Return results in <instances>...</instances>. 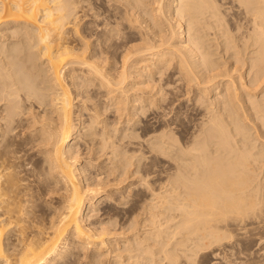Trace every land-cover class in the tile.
<instances>
[{
  "label": "bare ground",
  "instance_id": "bare-ground-1",
  "mask_svg": "<svg viewBox=\"0 0 264 264\" xmlns=\"http://www.w3.org/2000/svg\"><path fill=\"white\" fill-rule=\"evenodd\" d=\"M114 1L117 0H112L111 3ZM121 1L123 2H121L123 6H116L114 9L115 11L108 14L111 9L108 10V12L106 10L110 5L105 7L104 10L106 12L104 10V12H102V10L100 12L98 9L101 5L97 4L98 1L95 2L97 4L96 9L94 1L92 0H0V264H59L58 261L66 255L67 251L77 246H80L83 250L85 248L89 249L90 247H94V251H100V258L103 260L105 259L108 264H117L118 262L119 264H135L136 262L138 264H196L197 258L200 257V260H202L201 258L206 256V254L210 252V249L215 251L223 247L226 242L235 241V243H237L239 238L242 239L241 237L247 238V241H250V234L256 231H264V176H262V173L260 176V170L259 175L256 174L258 168H261V170L264 169V133H262L264 130L259 132V126L254 123L257 125L256 127H252L253 129L254 127L256 128L254 141L257 142V144L254 142L252 144L249 143V141H253L251 135L250 137L252 140L248 141V139H246L250 138L247 137V135L249 136V129L246 138H241L242 136L240 137L241 140L237 137V139L234 138V135H243V132H246L247 128L245 129L244 126L242 127L245 122L250 123L251 120L256 118L250 119L252 117H247L249 116L247 113L249 112L250 114V110L248 112L247 110L251 108L255 110L256 107L262 105L258 102L259 98L262 97H259L258 100L256 98L257 102L256 100L248 98L250 102L248 103L247 98L245 99V94L252 93V99H254L256 97L253 98L255 93L264 92V0H237L240 7H243L242 12L244 14L240 13L241 11L239 12V10L238 12L245 15L244 17L247 18L248 26L247 28L245 27L247 29L246 35H243L242 32H240L241 30L239 31V33L242 34V39H240L243 41L242 43H237L238 40H236V44L235 42L233 44L229 39L230 37L225 36V33L228 34L225 30H222L223 34L221 35H224L225 39L222 40L224 37L221 40L219 39L220 42L224 41L223 43H219V41L216 43L213 41L216 43H212L216 46V49L214 47L211 48H214L215 51L218 50L216 54L222 51L223 53H221L220 56L228 59L225 63L223 62L225 65L227 61L230 64V60L233 59L232 57H235L233 55L241 53V55L239 54V56L235 57L233 65L226 66L225 68L224 64L222 67V62L214 59L216 55L213 53L214 49L211 50V48H209L212 45L211 41L207 45L206 41L208 39L205 40L204 38L209 35L205 31L207 36H204L205 33L203 32V29L208 27L206 25L210 27L214 22H219V20L221 21L220 25L224 26L221 24L223 23L221 19H224L222 18L224 14L221 16L223 11H219L221 10L219 8L221 7L218 3L219 0ZM104 3L106 2L104 1ZM104 3L103 6L106 5H104ZM108 3H110V1ZM100 4L102 3L100 2ZM112 5L113 4H111V6ZM221 5L223 4L221 3ZM231 5L234 6V4ZM233 6L232 9L234 8ZM240 7L239 9H242V7ZM224 10H228L227 7ZM229 10H231V8H229ZM235 12L236 11H233V14ZM105 13L108 15L101 18ZM233 14L230 13V17ZM236 14L238 13L236 12ZM226 15L228 14H225L224 17H226ZM89 17L98 19V21L95 20L97 21L95 27L91 24V21L89 23ZM233 17L234 16H232V18ZM230 19H228L229 22L231 20L233 21L234 18ZM243 19L241 20V24H243ZM211 21L212 23L210 24ZM235 22L237 23L236 20ZM245 22L246 21H244V23ZM112 23L116 26H113ZM236 23H234V27ZM202 24L206 27L202 28ZM238 25L241 26L240 24ZM8 26L14 27L12 32H9L10 34L4 33L5 31H3V29ZM230 26L232 27L233 24ZM200 28H202L201 31L204 34L199 31ZM222 31L219 33L221 34ZM232 32H236V30ZM232 32L230 31V34ZM243 33H245V31ZM220 34H217L218 37H221L219 36ZM234 34L232 35L233 37L235 36ZM9 37L10 39L11 37L14 39L7 43L6 38ZM111 46L114 48L113 51L109 50V48L112 49ZM239 46L240 48L236 49ZM247 49H249V57L246 54ZM20 53L25 70L30 68L29 64L34 65L35 59H38V63L40 61L42 65V68H40L44 72L43 75L47 76L44 80L47 84L41 83L43 81L42 77V81L37 80V82L45 85L39 87L40 84H36V81L33 79L34 77L32 78L27 70L23 78L19 77L18 73L22 69L18 64L20 58L18 56ZM245 54L247 57L243 58ZM229 58L231 59L229 60ZM238 63L240 66H237ZM245 65L246 67L243 70ZM35 68H37V66ZM28 71L31 72L30 70ZM173 71L178 74V77L180 76V78L184 80L185 86L188 88L189 86H193L199 91V94L196 92L197 95L206 97L215 89L214 87H210L212 84L215 85L214 83L218 82L217 86H219L220 82L225 81L224 85L222 84L223 87H221V90L217 88L220 92L216 90L217 94L215 93V96L213 98L211 97L212 99L207 98L208 100H206V102L203 101L205 104H203L202 107L204 106L205 113L202 114L203 111L201 114L205 118L202 120V124L206 127L205 129L202 127V129L209 133L204 132L205 136L201 137L202 139L196 137L198 140L193 141V139V143L190 145H187V142L184 141H182V143L181 139H179L180 141H178L182 144L178 145L176 143L178 145L177 147L174 146V143L170 141L169 137L165 136L166 134L157 136L158 138L155 140L156 146H151L150 148L161 152H170L174 146L176 147H173V150L175 149L174 151H176V156H174L173 150L171 152H173L175 160L178 159L181 161L177 160L174 173L171 169L170 171H172V173L167 170L170 174L168 175L167 173V180H164L165 184L161 186L159 183V185L164 188L163 191H160L162 188L158 187V185L157 187L158 189L160 188V190L158 191L156 189L157 191L155 190L156 192H154L152 188L156 184L152 182V185L155 184L154 186L151 185L152 187L147 184L151 187L150 193L152 194H150V197L152 195H154V197H151L153 200L149 199L150 197L148 198V200L151 201H148L146 198L147 202H144V204L142 203L143 205H139L141 207L138 206V209L140 208L142 211L141 214L143 213L145 216L143 214L142 216L140 212H138L140 217L136 212L137 209L134 210L136 214L134 212L132 213L133 208L130 207L131 210H129L131 212L129 214L132 217L128 214L129 218H131L126 221L127 223L130 221L128 229L127 226L129 224L127 223H125L127 226L124 225V227H122L124 230L120 229L121 231L119 230L118 232L117 230H113L112 232L107 225H102V222H99L100 225L103 226V228L100 226L101 229L95 228L98 225L95 227L91 226L86 223V208H90L88 206L94 203L95 200L98 199L97 197L105 196L106 192L108 194H110V192L112 193L113 189L111 186L114 185V183L117 185V183L122 181L123 177L122 179L116 177L111 181L109 176L113 175L111 173L117 171L118 167L124 161L122 160L121 163L114 162L112 165L107 166L108 169L105 167L107 173L105 176L103 175L104 180H101L109 186L110 183H112L110 189L106 187L105 184V188L99 187L101 184L100 182V184L92 182L94 185L96 184V187L93 185L94 188L89 180L88 182L91 186L86 182V176L88 175L84 173L88 171V169H84L85 166L84 168L79 167L80 165L77 164L79 148L76 150V148L73 147L74 143L79 142L80 148L84 145L86 150L89 148L90 152L95 153L96 156H92L94 157L92 159H96L97 161L93 162H98L99 159L97 158H100L102 154L100 152L105 149L107 151V148H111L109 152L114 155V158H118L119 156L122 157V152H116L118 149V145L115 142L116 138L115 140L112 138V133L114 132H110L111 130L109 127L111 125L110 123L108 124L106 118L108 116H104V111L110 112L108 109L111 108L113 110L112 112L117 114L115 117H118L116 118L119 123L120 121H124L125 123H128L130 120L136 121L139 118L137 119L135 115H139L138 117H140V120H145V125L143 123V127L140 128L141 130L139 129L144 133L145 131H149V127L146 128L147 121L150 118L149 116L154 118V121L157 122L156 125L163 124V122H165V119H163L165 116H160L159 110L162 106L161 103L165 101L163 100L165 98L163 96L167 95V93L166 95L162 94L164 93L163 90L165 87L168 88L167 85L169 84V80L165 77V73H167L169 77ZM236 71H238V73H236ZM38 72L37 74H39ZM234 72L237 74L235 75L237 79L234 77ZM32 73L34 72L32 71ZM164 77L166 78L165 82H163ZM175 78L176 80H173L178 81L176 76ZM246 78L248 79L246 80ZM40 79L41 77H39V80ZM183 80L181 82H183ZM173 85H175L174 82ZM177 86L178 85H176V87ZM44 89L47 90L46 93ZM195 90H193V94ZM100 93L103 94L100 98H104L103 103L100 100L102 105H100L99 98H97L101 95ZM262 95H264V93H262ZM171 96L173 97L172 93ZM190 96L191 95H189V97ZM203 96H201L200 99H202ZM174 97L176 96L174 95ZM179 97L178 99H181ZM168 99L170 100L169 96ZM25 100L28 101L30 105L38 103L44 108L43 113L39 111L42 113L41 115L40 113L39 115L34 113L30 115L31 120L29 119L31 123L29 124L32 127L30 133L35 136H40L41 143L43 144L39 145V147L44 146V148L41 149L42 151L40 150V156L43 157V160L40 159L41 157L39 158V160L43 161L44 167L38 166L42 163L40 162L38 164L37 162V168L36 166L34 168L38 172V169H40V172L44 175L42 186L46 188L47 192L45 193L48 195H44L47 197L45 199L47 200L51 193H57L56 197H60L59 202L56 200L58 203H52L53 200L51 201L50 198L49 201L47 200L48 213L45 211L46 214H44V217H41L38 206L32 198L33 194L29 191L31 187H33L31 186L29 188L27 185L30 183L26 182V179L29 180V177L23 178L20 175V172L22 173L21 167L25 166L21 163V159L23 158L19 155L20 152L12 146L15 142L13 141L14 143H10L12 132L17 129L14 126V121H20L18 117V108L22 103L19 104V102H25ZM188 100L190 101V98ZM76 101L81 103L77 108L78 110L74 108L76 106ZM203 102L201 101L200 103ZM165 103L167 104L166 101ZM176 103L178 102L176 101ZM247 103L250 104L251 107L249 105V107L246 106ZM38 104L36 105L38 106ZM166 104H164L165 107ZM36 105L34 104V107ZM167 105L170 104L168 103ZM27 108L33 109V107L31 108L30 106ZM193 108L192 105V109ZM197 108L199 107L196 106L195 109L197 110ZM261 108L262 107L259 106L260 113L262 112L261 110L264 109ZM47 109H49V112ZM35 110L38 111V108ZM84 111H86L88 115L86 124L84 121L87 115L84 121L82 117ZM252 111L253 110H251V112ZM47 112L51 114L47 115ZM31 113H33V111ZM199 113L200 112H198V114ZM253 113L251 114L253 115ZM25 114L26 113H24V115ZM201 114L199 116H202ZM262 119H264V117H262ZM254 120L252 122H254ZM177 121L175 123H177ZM260 121L261 118L258 123ZM252 122L249 124L250 126ZM149 123L150 122H148V124ZM168 123L169 122H167V124ZM22 124H24V122ZM169 124L167 126H169ZM173 124L171 125L173 126ZM260 124L264 125V120H262ZM129 125H135V123L130 124L129 122ZM165 126L166 124H164V127ZM114 128L117 129L116 127ZM199 128L198 131L201 130ZM261 128L264 129V127ZM133 129H135V126ZM120 130L122 129L120 128ZM136 130L138 129L136 128ZM18 131L20 132L22 130L18 129ZM112 131L114 130L112 129ZM125 131L128 132V129ZM137 132L138 131H135V133ZM149 132H147V135L150 134ZM13 133L16 134L15 132ZM122 133V135H124V130H122ZM144 133L140 135L138 132L139 135L136 136V138L142 136ZM177 134L178 133H176V135ZM14 136L16 137V135ZM179 136H181V134ZM28 137L30 136L28 135ZM121 137L123 138V136ZM146 137L144 139L148 140L149 137ZM122 138L121 140L123 141L124 138ZM140 138L141 137H139V139ZM125 139L128 138L125 137ZM75 140L76 142H74ZM134 140L136 143V139ZM18 142L20 141L18 140ZM142 142H140V145H142ZM185 143L186 145H184ZM123 144L124 142L122 145ZM211 144L212 148H209ZM137 145L135 144L134 146ZM128 146H126V148ZM139 147L137 148L141 149V146ZM143 147L144 146H142V149ZM122 149L124 148L122 147ZM125 151L126 150H123V152ZM81 152L80 150V153ZM129 152L127 153L128 155L130 154ZM189 153L191 156H187ZM105 155L108 156L107 153L104 154V157ZM173 156L171 155V157ZM108 157L110 158V155ZM127 159L129 160L128 157L125 158V160ZM23 160L22 161L25 162V159ZM119 161H121V158ZM139 161L137 160L136 163L138 164ZM171 162L169 164L172 165L173 163ZM123 166L122 170H124L123 168L129 169V166ZM136 167L140 168L138 165ZM169 167L170 166H168L167 169ZM119 169L121 170L120 167ZM84 170L86 171L84 172ZM147 171L150 174L151 171ZM119 172H113L114 176H116L115 174L118 175ZM131 173H128V170L126 172V174L129 175ZM120 174L122 173L120 172ZM126 174H124V176H126ZM134 174L136 176V171ZM98 176H100V172ZM95 177H97V175ZM149 177H151V174ZM164 177L165 176H163V178ZM39 178L37 177V179ZM97 178L99 179V177ZM130 178H132V174ZM39 182L41 183V180ZM120 184L121 183H119V185ZM36 186L38 187L37 184ZM139 186H137V189ZM118 187L119 186L116 188ZM123 188L122 190H124ZM33 189H31V191ZM37 191L38 190H36V192ZM129 191L130 190L127 192ZM127 192L125 194H127ZM39 194L43 195L42 192ZM129 194L128 196H130ZM133 195L135 196L136 194ZM127 197H125L124 200ZM110 200L112 199L110 198ZM118 201L119 200L115 202L118 203ZM128 201H131V198ZM128 201L127 204L129 203L128 205H130ZM121 202H123V200ZM108 203L105 204L108 205ZM112 203L114 204L113 200ZM125 204L126 201L124 206ZM133 204H135V202L132 203V205ZM40 206L42 205H39L40 210L44 208H40ZM113 208L114 207H111V209ZM128 208L129 206L127 209ZM104 210L106 211L107 209ZM41 212L44 213V210H41ZM107 212L108 211H106V213ZM118 216L119 215H117V217ZM114 217L117 219L116 216ZM161 217L164 218V222L160 221ZM118 218L120 219V217ZM110 220L109 218L108 221ZM114 221L116 223L117 220ZM114 232L117 236L114 239L119 244V246L116 245L118 246L116 248H113L115 243L113 242L114 239L111 240V236H114ZM117 238H119L118 241ZM242 240H244V242L246 241V239ZM247 241L244 245L248 243ZM233 243L230 245L232 246ZM221 249L223 250V248ZM236 249H238V247ZM246 250H248V248ZM213 251L212 253H214ZM85 252L86 250L84 253ZM240 252L238 251V253L242 255V251ZM87 255L89 256L90 254L86 253L85 256L87 257ZM233 255L231 254V257ZM241 255L235 256L239 264L244 263L243 259H245L241 258ZM248 256H251L250 253ZM225 257L227 258L226 254ZM254 257L256 258V256ZM97 258L99 257L97 256ZM236 258H234L235 261L237 260ZM253 258H250V260H253ZM226 261H229V259ZM65 262L64 260V263ZM90 262L92 261H89V263ZM231 262L233 263V261ZM261 262L264 263V258L260 259V263ZM260 263L250 261L245 264ZM234 264L237 263L234 262Z\"/></svg>",
  "mask_w": 264,
  "mask_h": 264
},
{
  "label": "rangeland",
  "instance_id": "rangeland-1",
  "mask_svg": "<svg viewBox=\"0 0 264 264\" xmlns=\"http://www.w3.org/2000/svg\"><path fill=\"white\" fill-rule=\"evenodd\" d=\"M92 1H94V5L96 6L97 4H99V5H101V6H99V9H98V11H100L101 12V10H102V12H104L105 10V7H107V5H110L111 6V4H113L110 8L109 7H107V12H108V10H110L109 12H108V14L109 13H111V12H114L115 10V7L116 6H121L122 5V1L121 0H117V1H114V2H112L111 3V1L112 0H104L106 3H104V1H99V0H92ZM99 3H98V2ZM110 1V3H108ZM125 1V0H124ZM127 1H129V0H127ZM127 1H125V2H127ZM95 2H97V4L95 3ZM100 2L102 3V4H100ZM122 2V3H121ZM238 1L237 0H219L218 1V3L220 4V6L221 7H219L221 10H219V11H223L222 12V14H221V16L224 14H233V11H236L238 14H236V12L233 14V15H231V17H230V15L228 16V15H226V17H224V15H223V17L222 18H224V19H221L222 20V22L223 23H221V24H223L224 26H222V25H220V20H219V22H217V23H215L214 21V23L216 24H212L210 27H209V25H206L205 23V25L206 26H208L207 28H204V27H206L205 25L203 26V24L201 25V27L202 28H204L203 29V32L205 33V31L207 32V34L209 35V36H207V34L205 33H203L201 30H202V28H200V30L199 31H201V33L202 34H204V36H207V37H204L205 38V40H207L206 42H207V45L209 44V42L211 41V44L212 43H214V44H216V43H218V41H219V43H223L222 41L220 42V40L224 37V35L223 36H221L222 34H223V31L222 30H225V31H227V33L228 34H226L225 33V36L226 37H230L229 39L231 40V42L234 44V42H235V44H236V40H238V42L237 43H242L243 41L242 40H240V39H242L241 38V35L243 34V35H246V31H247V18H245L244 16L245 15H243L244 13L242 12V10H243V7H242V9H239V7H240V5H239V3H237ZM103 3H104V5L105 6H103ZM221 3L224 5H221ZM120 4V5H119ZM231 4H234V6L233 5H231ZM238 6H237V5ZM123 6V5H122ZM224 8H223V7ZM232 6L234 7L233 9H232ZM227 7V9L229 10V8H231V10H229V12H228V10H224L225 8ZM240 7V8H241ZM113 8V9H112ZM223 8V9H222ZM236 8H237V10H236ZM96 9H97V6H96ZM104 10V11H103ZM238 10H239V12L240 13H243V14H240L239 12H238ZM105 11V12H106ZM224 11H226V12H224ZM108 14H103L102 15V17L101 18H104V17H106ZM106 15V16H105ZM239 15V16H238ZM104 16V17H103ZM232 16H234L233 18H232ZM236 16H237V18H236ZM228 17V18H227ZM241 17V18H240ZM243 17H244V19H243ZM90 18V20H89V23H90V21H91V24L92 25H94V27H95V23L98 21V19H93V18H91V17H89ZM233 19V21L231 20V19ZM228 19H230L231 21H232V23H231V21L229 22V20ZM239 19H240V22H239ZM243 19V21H242V23L243 24H241V20ZM246 19V20H245ZM95 20H97V21H95ZM103 20V19H102ZM235 20L237 21V23L235 22ZM94 21V22H93ZM106 21V20H105ZM224 21H228L229 22V24H228V22H224ZM244 21H246L245 23H244ZM85 22V21H84ZM212 23V21L210 22V24ZM226 23V24H225ZM234 23H236V25H235V27H234ZM231 24H233V26L231 27L230 25ZM238 24H240L241 26H239ZM245 24V25H244ZM102 25V24H101ZM112 25H113V23H112ZM112 25H109V26H112ZM227 25V26H226ZM242 25H244V26H242ZM113 26H116V25H113ZM215 26V27H214ZM221 26V27H220ZM228 28V30H227V28ZM231 28H230V27ZM238 28H237V27ZM216 27H217V29H216ZM246 27V28H245ZM6 28V29H5ZM4 29H3V31H5L4 33H11L12 32V30H13V28L14 27H5ZM219 28V29H218ZM222 28V29H221ZM233 28H235V29H233ZM240 28V29H239ZM242 28V29H241ZM244 28V29H243ZM206 29V30H205ZM209 29H211V30H209ZM229 29H230V31L232 32V31H235L236 30V32H232L231 34H230V31H229ZM237 29H238V32H237ZM212 30H213V32L216 34H214L213 32H212ZM218 30V31H217ZM241 30V31H240ZM243 30V31H242ZM222 31V33L220 34L219 32H221ZM224 31V32H225ZM229 31V32H228ZM239 31L240 32H242V34L241 33H239ZM245 31V33H243ZM208 32H210V33H212V34H210V33H208ZM216 32H218V33H216ZM9 33V34H10ZM235 33V34H234ZM237 33V34H236ZM214 34V35H213ZM217 34H220L219 36H221V37H218V35ZM235 35L234 37L232 36V35ZM239 34V35H238ZM213 35V36H212ZM240 37H238V36ZM211 36H212V38H211ZM232 36V37H231ZM214 37V38H213ZM209 38H211V39H209ZM235 40H234V39ZM14 38H12L11 37V39H10V37L9 38H6V42L8 43V42H10V40H13ZM218 39V40H217ZM220 39V40H219ZM225 39V37L222 39V40H224ZM213 41H215V42H213ZM241 41V42H240ZM214 44H212L209 48H211V47H214L215 49H216V46L214 45ZM112 47V46H111ZM214 48H211V50H213ZM238 48H240V46L239 47H237L236 49H238ZM215 49L213 50L214 52V54H216V51H218V50H216L215 51ZM218 49H221V48H218ZM109 50H111V51H113L114 50V48L112 47V49L111 48H109ZM247 51V55H248V57H249V53H248V51H249V49H247L246 50ZM218 54H216L213 58L214 59H217V60H219V62H222V67H223V64L226 62V60H228V59H225V58H223L222 56H220L221 55V53H223L222 51H220V52H217ZM213 54V55H214ZM240 55H241V53H239ZM239 54L237 55H233V56H239ZM244 55L243 56V58H246L247 57V55ZM212 55V56H213ZM216 56H218V57H216ZM18 57H20L19 58V62H18V64L20 65V67L22 68L21 69V71H19V73H18V75H19V77L20 78H23L24 77V73H25V71L27 70V72H28V74L36 81V84H40L39 85V87L40 86H44L45 84H47V82L45 83L44 82V80L47 78V76L45 75H43L44 74V72L41 70V64H40V61H39V63H38V59H35L34 60V65H30L29 64V66H30V68L32 69H26L25 70V68H24V63H23V60H21V53H20V55L18 56ZM232 57V56H231ZM235 57H232L233 59H231V58H229V60H230V64H229V62L227 61V63H226V65L224 64V68L226 67V66H231V65H233V61L235 62ZM221 58V59H220ZM225 59V60H224ZM216 60V61H217ZM222 60V61H221ZM248 60H249V58H248ZM224 62V63H223ZM249 62V61H248ZM40 64V65H39ZM229 64V65H228ZM37 66V68H35ZM237 66H240V64L238 63L237 64ZM41 67V68H40ZM245 67H246V65L243 67V70L245 69ZM39 68V69H38ZM241 68V67H240ZM24 70V71H23ZM28 70H30L31 72H29ZM38 70H39V72H38ZM32 71L34 72V73H32ZM36 71V72H35ZM174 71H176V70H174ZM173 71V72H174ZM37 72L39 73V74H37ZM173 72L171 73V75H169V77L167 76V73H165L166 74V76L165 77H167V79L169 80V84L167 85L168 86V88H166L165 87V89L163 90V92L164 93H162L163 95L165 94L166 95V93H167V97L166 96H163V97H165L163 100H165L166 102H167V104L169 103L170 105H167L166 103H165V101L163 102V103H161L162 104V106H161V111L159 110V115L160 116H162V117H164L163 119H165L164 121L165 122H163V124H162V126H161V124H157L156 125V123L157 122H155L154 121V118H152V116H149L150 118H149V120H151V121H147V126H146V128H148L149 129V131H145V133L144 132H141L140 130V128H142L143 127V123H144V125H145V120L144 121H142L143 119H141L140 120V117H138L137 115H135L136 117H137V119L138 120H136V121H134V120H130L129 122H130V124H134L135 123V125H129V122L128 123H125L124 121H120V123L118 122V117L116 118L115 117V115H117L115 112H112L113 110L110 108V109H108L110 112H107L106 110L104 111V116H108V117H106L107 118V121H108V124L110 123V127H109V129L111 130L110 132L112 133V132H114V133H112L113 134V140H115V138H116V140H115V142H116V144L118 145V149H119V151H118V149L116 150V152H122L121 154H122V157H118V158H114L113 156L114 155H112V154H110L111 152H109V150H111V148L109 149V148H107V151H106V149L105 150H103V151H101L100 153H102L101 154V156H100V158H97V159H99L98 160V162H93V161H97L96 159H92V158H94L95 156H96V154L95 153H93V152H90V149L89 148H87V150H86V147L84 146V145H82L81 146V148H80V144H78L79 142H76V140L74 141V142H76V143H74V145H73V147L74 148H76V150L78 149L79 151H78V153H79V155L77 156V159H78V161H77V164L78 165H80L79 167H82V168H84V166H85V168L84 169H88V171H86V170H84V174L85 175H88V176H86V182L88 183V184H92V186L94 185L93 183H96L97 182V184H100V186L99 187H102V188H105L104 187V184H105V186L106 187H109V189H110V186L112 185V183H110V186L109 185H106V183H104V181H102V180H104V177H103V175L105 176L106 175V173H107V169H108V167L107 166H109V165H112L114 162L115 163H117V162H119V163H121L122 162V160L125 162V164H124V162H122L121 163V165L123 166H125V167H127V166H129V169L128 168H123L124 170H122V166L120 165L119 167L121 168V170L124 172H122L120 169H119V167H118V169H117V171L119 172H121L122 174H120V172L118 173V175L117 174H115L116 176H114V173H117V171H113L111 174H113V175H110L109 176V178L111 179V181L112 180H114L116 177H118V178H121L122 179V177H123V179L125 180H123L122 179V181H124V182H119V183H121L120 185H119V183H117V185L114 183V185H112L111 186V188L113 189L112 190V193L110 192V194H108L107 192L105 193V196L103 195L102 197L100 196V197H97L98 199H96L95 200V202L94 203H92L91 205H87L88 207H90V208H86V211H85V213L87 214H85V219H86V223H88V224H90L91 226H93V227H95V226H97V227H95V228H97V229H101V227L103 228V226L102 225H107V227L109 228V229H111L112 230V232H113V230H117V232L120 230V229H122V230H124V228H122V227H124V225L125 226H127L125 223H127L126 221H128V220H130L131 218H129V216H131L129 213L131 212L130 210H131V208H133L132 209V213L134 212V210H136V212H137V214L140 216V214H141V210H140V208L138 209V206L139 205H143L144 204V202L146 203L147 202V200H148V198L150 197V194H152V193H150L151 192V187L152 186H154L155 184V186L152 188V191H154V192H156L157 190L159 191L160 190V188L158 189V187H161L163 184H165V181L167 180V173H168V175L170 174V173H172V171H173V173L175 172L174 170H175V166L177 165V160H175V158H174V156H176L175 155V152L176 151H174L173 150V147L174 146H178L179 144L181 145L183 142L182 141H184V142H187V145H190L191 143H193V141H195V140H198V139H200L201 137H204L205 136V134H204V132L205 131H203V129H205V125H203L202 123H203V119L205 118L202 114H204L205 113V109H204V106L202 107V105L203 104H205L204 102H206V100H208V99H210L211 97L213 98L214 96H215V93L217 94V88L219 89V90H221V87H223V85H224V82L222 83V82H220V84H219V86H217L218 85V82L217 83H214L215 85H213L212 84V86H210V87H214L215 89H213L212 91H211V94H209V96L208 97H206V96H203V95H197V93L196 92H198V94H199V91H197L198 89H196V88H194L193 86H189V88L187 87V86H185L186 84H185V82H184V80L183 79H181L180 78V76L178 77V74H176V72H174V75H173ZM31 73V74H30ZM236 73H238V71H236ZM41 74V75H40ZM38 75H40V76H38ZM173 75V76H172ZM235 75H237V74H235V72H234V77L237 79V76H235ZM36 76H37V78H36ZM172 76V77H171ZM175 76L177 77V80L178 81H182L183 80V82H184V84H183V82H178V81H174V80H176V78H175ZM39 77H41V79L39 80ZM42 77H43V81H42ZM164 77V80H163V82H165L166 81V78ZM171 79V81H170V79ZM174 79V80H173ZM181 79V80H180ZM202 79V78H201ZM248 78H246V80H247ZM37 80L38 81H42L41 83H45V84H41V83H39V82H37ZM167 80V81H168ZM172 82V83H171ZM173 82H174V84L175 85H173ZM223 84V85H222ZM176 85H178V86H180L181 87V89H180V87H176ZM183 87H182V86ZM166 86V85H165ZM171 88H170V87ZM217 86V87H216ZM220 87V88H219ZM170 88V89H169ZM175 88V89H174ZM184 88V89H183ZM181 91H180V90ZM188 89H189V92L191 93H189L188 92ZM195 90L194 91V94H193V90ZM168 90V91H167ZM217 90V91H216ZM44 92L46 93L47 92V90L46 89H44ZM170 92V93H169ZM180 92V93H179ZM213 92V93H212ZM218 92H220V91H218ZM251 92V91H250ZM171 93H172V95H173V97H174V95L176 96V97H172L171 96ZM262 93H264V92H257V94L255 93L254 94V96H253V98L254 99H252V93H249V94H245L246 96H245V99L247 98V100H248V98L249 99H251V100H256V98H257V100H258V98L259 97H262V98H259V103H261L262 105H259V106H261L262 108H264V95H262ZM101 95H99L97 98H99V101L101 100L102 101V103H103V101H104V98L102 97V99L100 98V96H103V94L102 93H100ZM181 94V95H180ZM214 94V95H213ZM251 94V95H250ZM189 95H191L190 97H189ZM196 95V96H195ZM250 95V96H249ZM262 95V96H261ZM168 96L170 97V100L168 99ZM179 98H181V99H178V97ZM185 96V97H184ZM199 97V99H198V97ZM201 96H203L202 97V99H200L201 98ZM249 96V97H248ZM190 98V101L188 100L189 98ZM251 97V98H250ZM176 98V99H175ZM208 98V99H207ZM211 98V99H212ZM172 99V100H171ZM178 99V100H177ZM194 99V100H193ZM205 99V100H204ZM262 101H261V100ZM98 100V99H97ZM198 100H199V102H198ZM257 100H256V102H257ZM24 101V100H23ZM19 102V104H21L20 106H19V108H18V117L20 118V121H14V126L17 128V129H15L13 132H15L16 134H14L13 132H12V136H11V142L10 143H14L12 146L15 148V149H17L18 150V152H20L19 153V155L20 156H22L21 158H23V159H25V162H23L24 160L23 159H21V163H23L22 165H25V166H22L21 167V171H22V173L20 172V175H21V177H23V178H28L29 180H27L26 179V182L28 183V182H30L29 184H27L28 185V187L30 188L31 186H33V187H31V189H33L32 191H31V189L29 190L32 194H33V199L35 200V202H36V205L38 206V210L40 211L39 213H40V215H41V217H44V214H46V213H48L47 212V210H48V202H47V200L49 201L50 199H51V201L53 200V202L52 203H58L59 202V200H60V197H56V194L57 193H51L50 195H49V197H48V199L46 200L45 198H47V197H45V196H48V195H46V193L45 192H47V190H46V188L45 187H43L42 186V183H43V177H44V175H43V173H41L40 172V169H38L39 170V172L34 168L36 165H38L40 162L42 163L43 161H41V160H43V157L42 156H40L41 154H40V150L42 149V148H44V146H40L39 147V145H42L43 143H41L42 141H41V138H40V136H35V135H33V134H31L30 133V131H31V126H30V115H32V114H36V115H39V113H40V115L43 113V110H44V108H42L38 103H34L35 105L36 104H38V106H40V107H38L37 105L34 107V104L33 105H30V103L28 102V101H26L25 100V102ZM101 101H100V105H102L101 104ZM169 101H171V102H169ZM176 101L178 102V103H176ZM203 102V103H200V102ZM261 101V102H260ZM174 102V103H173ZM196 102H198V103H196ZM248 103H250L249 102V100L247 101ZM79 103V104H78ZM173 103V104H172ZM194 103V104H193ZM247 103V105L246 106H250L251 107V105L250 104H248ZM29 104V105H28ZM78 104V105H77ZM164 104H166V107H165V105ZM174 104H176V105H174ZM179 104V105H178ZM195 104H196V106L197 107H199V108H197V110L195 109L196 108V106H195ZM28 105V106H27ZM75 109L76 110H78L77 108H78V106H80L81 105V103L80 102H75ZM178 105V106H177ZM192 105H193V109H192ZM200 105V106H199ZM33 107V109H30V108H27V107ZM169 106V107H168ZM172 106H173V108H172ZM248 106V107H249ZM259 106L258 107H256L255 108V110H254V108L252 109H248L247 110V112L250 110V114H249V112L247 113V115H249V116H247V117H252V118H250V119H253L254 117H256V118H254L253 120H254V122H252L253 120H251L250 121V123L252 122V124H251V126L249 125L250 123H248V122H245L244 123V125H242V127L244 126V128L246 129V132H243L244 134V136L243 135H241V134H236V135H238V136H236V135H234V138H238V139H240V137L241 138H246V134L249 132V130H250V132L248 133L249 134V136L247 135V137H250V135H251V137L253 138V141H249V140H252V138L250 137V138H246V139H248V141H249V143H256L257 144V142H255L254 141V136H255V131H256V126L258 125L259 127V132H261L262 130H264V129H262L261 127H264V125H261L260 123H261V121L262 120H264V119H262V117H264V116H262V115H264V113H262V112H264V109H262L261 111V113H260V110H259ZM168 107V108H167ZM22 108V109H21ZM37 109L38 108V111L37 110H35V109ZM39 108H40V110H39ZM163 108H164V110H163ZM24 109H25V111H24ZM42 109V110H41ZM169 109H171V110H168ZM199 109V110H198ZM257 109V110H256ZM27 110V111H26ZM29 110V111H28ZM37 112H35V111ZM167 110V111H166ZM196 112H195V111ZM202 110V111H201ZM251 110H253L252 112H251ZM33 111V113H31V112ZM39 111H41V112H39ZM47 111L49 112V109H47ZM163 111V112H162ZM166 111V112H165ZM193 111V112H192ZM204 111V112H203ZM256 111V112H255ZM23 112V113H22ZM46 113L47 115H50L51 113ZM112 112V113H111ZM160 112H161V114H160ZM165 112V113H164ZM195 112V113H194ZM198 112H200L199 114H198ZM201 112H203L202 114H201ZM254 112V113H253ZM24 113H26L25 115H24ZM168 113H170V114H168V116H167V114ZM194 113V114H193ZM251 113H253V115L251 114ZM258 114V115H256V114ZM114 114V115H113ZM137 114H139V113H137ZM166 114V115H165ZM202 115V116H199V115ZM22 115H23V117H22ZM87 114H86V111H84V114H83V121H84V119H85V116H86ZM164 115V116H163ZM252 115V116H251ZM255 115V116H254ZM261 115V116H260ZM21 116V117H20ZM113 116V117H112ZM166 116H167V118H166ZM173 116V117H172ZM176 116V117H175ZM186 116H187V118H186ZM259 116H260V118H261V121L258 123V121H259ZM26 117H28V118H26ZM168 117H169V119H168ZM172 117V118H171ZM175 117V118H174ZM24 120H23V119ZM25 118H26V120H25ZM87 118H88V115L86 116V119H85V124L87 123ZM116 118V119H115ZM142 118V117H141ZM199 118V119H198ZM30 119V120H29ZM109 119V120H108ZM115 119V120H114ZM171 119V120H170ZM174 120V122H173V120ZM29 120V121H28ZM114 120V121H113ZM167 120H169V121H167ZM180 121V122H178V121ZM201 120V121H200ZM134 121V122H133ZM169 122L168 124H169V126H167L168 124H167V122ZM177 121V123H175ZM198 121V122H197ZM24 122V124H22ZM115 122V123H114ZM118 122V123H117ZM137 122V123H136ZM138 122H140V123H138ZM141 122H142V124H141ZM148 122H150L149 124H148ZM172 122V123H171ZM27 123H28V125H27ZM30 123V124H29ZM122 123V124H121ZM173 123H175V124H173ZM197 123H199V124H197ZM248 123V124H247ZM254 123H256V124H254ZM17 124V125H16ZM22 124V125H21ZM26 124V125H25ZM113 124H116V125H113ZM119 126H118V125ZM138 124V125H137ZM153 124H154V126H153ZM164 124H166V128L164 127ZM171 124H173V126L171 125ZM178 124H180V125H178ZM254 124V125H253ZM23 125H25V126H23ZM38 125V124H37ZM124 125V126H123ZM125 125H127V126H125ZM175 125V126H174ZM177 125V126H176ZM182 125V126H181ZM197 125H200V126H197ZM19 126V127H18ZM122 126V127H121ZM134 126H135V129H133L134 128ZM138 126V127H137ZM156 126V127H155ZM245 126H247V127H245ZM252 128L253 126H255L254 127V129L252 128H250V127ZM22 127V128H21ZM26 127H27V129H26ZM29 127V128H28ZM111 127H112V129L114 130V131H112V129H111ZM114 127H116L117 129H115ZM122 129V130H124V135H122L123 133H122V130H120V128ZM123 127H125V128H123ZM133 127V128H132ZM151 127V128H150ZM199 127H201V128H199ZM202 127H203V129H202ZM132 128V129H131ZM136 128L138 129V130H136ZM161 128V129H160ZM180 130H179V129ZM198 128L199 129H201V130H199L198 131ZM18 129L19 130H22V131H18ZM119 129V130H118ZM128 129V132H126L125 130H127ZM131 129V130H130ZM140 129V130H139ZM151 129V130H150ZM158 129V130H157ZM160 129V130H159ZM165 129H166V131H165ZM172 129V130H171ZM244 129V130H245ZM249 129V130H248ZM28 130V131H27ZM116 130H117V132H116ZM130 130V131H129ZM146 130V129H145ZM152 130H154V131H152ZM162 130V131H161ZM171 130V131H170ZM174 130V131H173ZM197 130V131H196ZM207 130V129H206ZM121 131V132H120ZM132 131V132H131ZM135 131H138L139 132V134L141 135L142 133H144L142 136H139V137H141L140 139H142V140H140L139 139V137H137L138 138V141H137V138H136V136H138L139 134H138V132L137 133H135ZM202 131V132H201ZM26 132V133H25ZM141 132V133H140ZM147 132H149L150 134L149 135H147L148 133ZM161 132V133H160ZM173 132H174V134H173ZM179 132H180V134H181V136H179L180 134H179ZM22 133V134H21ZM110 133V134H111ZM131 133V134H130ZM134 133V134H133ZM153 133H157V134H153ZM159 133V134H158ZM176 133H178L177 135H176ZM193 133V134H192ZM205 133H209L208 131H206ZM262 133H264V132H262ZM261 133V134H262ZM21 134V135H20ZM116 134V135H115ZM121 135V136H123V138H124V140L122 141L121 140V136H119V135ZM128 134H130L131 136H132V139H131V136L130 135H128ZM137 134V135H136ZM153 134V135H152ZM162 134H166L165 136L166 137H169V139H170V141L172 142V143H174V146L172 147V150H173V152H174V156H173V152H161V151H158V150H154V149H152V148H150L151 146H156V144H155V140H157L156 138H158L157 136H161ZM171 136H170V135ZM203 134V135H202ZM254 134V135H253ZM14 135H16V137L14 136ZM18 135V136H17ZM28 135L31 137V139H30V137H28ZM127 135V136H126ZM135 135V136H134ZM145 135V136H144ZM146 135H147V137H149L148 138V140L147 139H144L145 137H146ZM174 135V136H173ZM194 135V136H193ZM197 135V136H196ZM200 137H199V136ZM208 135V134H207ZM115 136H117V137H115ZM119 136V137H118ZM34 137V138H33ZM38 137V138H37ZM121 137V138H120ZM125 137L126 138H128V139H125ZM133 137H135V138H133ZM146 137V138H147ZM173 137H176V138H173ZM181 137V138H180ZM193 137V138H192ZM196 137H198V139H196ZM40 138V139H39ZM122 138V139H123ZM151 138V139H150ZM153 138H155V139H153ZM173 138V139H172ZM183 138V139H182ZM236 138V139H237ZM35 139V140H34ZM131 139V140H130ZM134 139H136V143H135V140ZM172 139V140H171ZM179 139H181V142H179L180 140ZM188 139H189V141H188ZM194 139V140H193ZM202 139V138H201ZM18 140L20 141V142H18ZM27 140V141H26ZM119 140V141H118ZM121 140V141H120ZM134 140V141H133ZM145 142H144V141ZM177 140V141H176ZM179 140V141H178ZM193 140V141H192ZM241 140V139H240ZM14 141V142H13ZM17 141V142H16ZM125 141H127V142H125ZM129 141V142H128ZM132 141V142H131ZM144 143H143V142ZM154 141V142H153ZM175 141V142H174ZM27 142V143H26ZM120 142V143H119ZM124 142V146L122 145V143ZM138 142V143H137ZM140 142H142L141 144L142 145H140ZM151 142H153V143H151ZM40 143V144H39ZM129 143V144H128ZM130 143H131V147H130ZM133 143V144H132ZM150 143H151V145H150ZM178 145H177V144ZM77 144V145H76ZM120 144V145H119ZM127 144V145H126ZM137 145V146H134V145ZM153 144V145H152ZM176 144V145H175ZM16 145V146H15ZM129 145V146H128ZM133 145V146H132ZM184 145H186V143L184 144ZM120 146V147H119ZM124 148V149H122V147ZM126 146H128L127 148H126ZM139 146H141V149H139L140 147ZM142 146H144L143 147V149H142ZM33 147V148H32ZM35 147H36V149H35ZM85 147V148H84ZM135 147V148H134ZM137 147H139V148H137ZM147 149H146V148ZM149 147V148H148ZM176 147H174V148H176ZM19 148V149H18ZM120 148H121V151H120ZM137 148V149H136ZM209 148H212V144L211 145H209ZM85 149V150H84ZM138 150V151H136V150ZM39 150V151H38ZM80 150L82 151L81 153H80ZM123 150H126L125 152H123ZM42 151V150H41ZM83 151H84V153H83ZM106 151V152H105ZM130 151V152H129ZM136 151V152H135ZM87 152H88V154H87ZM109 152V153H108ZM130 153L129 155L127 154V153ZM83 153V154H82ZM93 153V154H92ZM105 153H107L108 154V156L110 155V158L107 156V155H105V157H104V154ZM37 154V155H36ZM39 154V155H38ZM98 154V153H97ZM127 154V155H126ZM147 154H149V155H147ZM91 155V156H90ZM95 155V156H94ZM112 155V156H111ZM132 155V156H131ZM171 155L173 156V157H171ZM37 156V157H36ZM39 156V157H38ZM92 156H94V157H92ZM107 156V157H106ZM118 156V155H117ZM129 158V160L127 159V160H125V158H127V157ZM131 156V157H130ZM187 156H191V154L189 153V155L187 154ZM41 157V158H40ZM91 157V158H90ZM102 157V158H101ZM105 159H104V158ZM116 157V156H115ZM134 157V158H133ZM141 157V158H140ZM171 157V158H170ZM39 158L41 159V160H39ZM84 158V159H83ZM90 158V159H89ZM108 158V159H107ZM111 158H114V159H111ZM120 158H121V161H119L120 160ZM137 158V159H136ZM166 158V159H165ZM87 159V160H86ZM109 159H111V160H109ZM151 159V160H150ZM170 159V160H169ZM23 160V161H22ZM84 160V161H83ZM89 160V161H88ZM92 160V161H91ZM101 160V161H100ZM103 160H104V162H103ZM106 160V161H105ZM116 160H118V161H116ZM137 160L139 161V162H141V163H139L138 162V164L136 163L137 162ZM143 162H142V161ZM167 160H168V162H167ZM174 160V161H173ZM153 161V162H152ZM171 163H173L172 165L171 164H169L170 162ZM178 161H181V160H178ZM29 162V163H28ZM34 162H35V164H34ZM38 162V164H36ZM88 162V163H87ZM103 162V163H102ZM107 162V163H106ZM130 162V163H129ZM167 162V163H166ZM26 163V164H25ZM92 163V164H91ZM95 165H94V164ZM97 163H98V165H97ZM110 163V164H109ZM128 163V164H127ZM133 163V164H132ZM143 163H145V164H143ZM30 164V165H29ZM32 164V165H31ZM34 164V165H33ZM90 165V167H89V165ZM105 164H108V165H105ZM132 164V165H131ZM140 164V165H139ZM154 164V165H153ZM165 164V165H164ZM167 164H168V166H170L168 169H167ZM175 164V165H174ZM93 165V166H92ZM134 165H138V167H140V168H137L136 166H134ZM163 167H162V166ZM30 168H29V167ZM32 166V167H31ZM38 166H43L44 167V163H42V164H39ZM103 168H102V167ZM123 166V167H124ZM135 168H134V167ZM88 167V168H87ZM107 169H106V168ZM130 167H131V170H130ZM23 168V169H22ZM25 168V169H24ZM36 168H37V166H36ZM91 168V169H90ZM134 168V169H133ZM136 168H137V170H136ZM150 168V169H149ZM30 171H29V170ZM133 169V170H132ZM155 169V170H154ZM164 169V170H163ZM170 169L172 170V171H170ZM34 172H33V171ZM97 170V171H96ZM102 170V171H101ZM127 170H128V173H131L132 171V178L135 176V171H136V176L132 179V178H130L131 177V174L129 175V174H126V172H127ZM147 170H149V171H151L150 172V174H151V177H149L150 176V174H149V172L147 171ZM166 170V171H165ZM167 170L170 172H167ZM259 170H260V176H261V173H262V176H264V169H262L261 170V168H258L256 171V174H258L259 175ZM24 171V172H23ZM26 171V172H25ZM29 171V172H28ZM33 172V173H32ZM99 172H100V176L102 177H100V176H98L99 175ZM139 172V173H138ZM157 172V173H156ZM161 172V173H160ZM163 172V173H162ZM24 173H25V177H24ZM104 173V174H103ZM139 175H138V174ZM147 173V174H146ZM155 175H154V174ZM27 174H28V176H27ZM32 174H33V176H32ZM38 174V175H37ZM124 174H126V176H124ZM162 175V178H161V175ZM166 174V175H165ZM32 176V177H30V176ZM42 175V176H41ZM97 175V177H99V179L97 178V177H95ZM128 175V176H127ZM141 175V176H140ZM148 176V177H146V176ZM159 175H160V177H159ZM27 176V177H26ZM112 176H114V177H112ZM121 176V177H120ZM163 176H165L164 178H163ZM37 177L39 178V179H37ZM126 177V178H125ZM129 177V178H128ZM144 177H146V178H144ZM169 177V176H168ZM31 178V179H30ZM90 178V179H89ZM97 180H96V179ZM140 178H142V179H140ZM145 180H144V179ZM35 179V180H34ZM102 179V180H101ZM146 179H147V181H146ZM162 179V180H161ZM41 180V183L39 182V181ZM88 180H89V182H88ZM92 180V181H91ZM162 181V183H161V181ZM165 180V181H164ZM33 181V182H32ZM102 181V182H101ZM143 181H145V182H143ZM158 181V182H157ZM160 181V182H159ZM35 182V183H34ZM93 182V183H92ZM100 182V183H99ZM127 182V183H126ZM142 182V183H141ZM149 182V183H148ZM150 182H151V184H150ZM152 182L153 183H155V184H153L152 185ZM103 183V184H102ZM124 183V184H123ZM141 183V184H140ZM146 183V184H145ZM159 183H160V185H159ZM31 184V185H30ZM33 184V185H32ZM36 184L38 185V187L36 186ZM41 184V185H40ZM91 184H90V186H91ZM136 184H138V185H136ZM147 184H149L151 187H149ZM30 185V186H29ZM96 185V184H95ZM94 185V186H95ZM102 185V186H101ZM123 185V186H122ZM127 185H129V186H127ZM132 185V186H131ZM140 185V186H139ZM159 185V186H158ZM34 186H36V187H34ZM41 186H42V188H41ZM93 186V187H94ZM117 186H119L118 188H116ZM127 186V187H126ZM134 186V187H133ZM136 186V187H135ZM137 186H139L138 187V189H137ZM142 186V187H141ZM148 186V187H147ZM158 186V187H157ZM96 187V186H95ZM94 187V188H95ZM115 187V188H114ZM124 189V190H122V188ZM132 187V188H131ZM157 187V188H156ZM98 188V187H97ZM102 188H100V189H102ZM119 188H121V189H119ZM127 190H126V189ZM144 188H150L149 190L147 189H144ZM162 189L160 190V191H163L164 190V188L163 187H161ZM41 189V190H40ZM109 189H106V190H109ZM134 189V190H133ZM143 189V190H142ZM157 189V190H156ZM36 190H38L37 192H36ZM43 190V191H42ZM105 190V189H104ZM128 190H130L129 192H127ZM139 190V191H138ZM140 190H141V193H140ZM145 190V191H144ZM156 190V191H155ZM133 191V192H132ZM136 193H135V192ZM144 192V194H143V192ZM146 191H148L149 192V194H148V192H146ZM35 192V193H34ZM42 192V194L43 195H40L39 193H41ZM44 192V193H43ZM115 192H116V194H115ZM123 194H122V193ZM127 192V194H125ZM131 192V193H130ZM137 192H139V193H137ZM146 192V193H145ZM153 192V193H154ZM130 193V194H129ZM136 194L135 196L133 195V194ZM52 194H53V196H54V194H55V196L53 197L52 196ZM107 194V195H106ZM113 194H114V196H113ZM121 194V195H120ZM128 194L130 195V196H128ZM141 194H143V195H141ZM38 195V196H37ZM45 195V196H44ZM116 195V196H115ZM123 195V196H122ZM40 196V197H39ZM44 196V197H43ZM59 196V195H58ZM112 196H113V198H112ZM127 197L125 200H124V198L125 197ZM137 196H138V200H139V197H140V200L138 201L137 200ZM143 196H144V198H143ZM42 197H43V199H42ZM53 197V198H52ZM135 197V198H134ZM151 197H154V195H152ZM149 198V199H151V200H153L152 198ZM50 198V199H49ZM100 198V199H99ZM109 198V199H108ZM110 198L113 200V202H114V204L112 203V200H110ZM116 198V199H115ZM130 198H131V201L133 200V198H134V202H135V204L137 203V201H138V205L136 204H133L132 205V203H134L133 201L131 202V201H128V200H130ZM146 198H147V200H146ZM106 199V200H105ZM115 199V200H114ZM128 199V200H127ZM146 201H145V200ZM37 200V201H36ZM45 200V201H44ZM56 200H58V202L56 201ZM105 200V201H104ZM107 200H108V202H107ZM117 200H123V202H119L118 201V203L117 202H115V201H117ZM137 200V201H136ZM142 200V201H141ZM151 200H148V201H151ZM98 201V202H97ZM125 201H126V204H125V206H124V203H125ZM127 201L128 202H130V205H128L127 204ZM103 202V203H102ZM41 203V204H40ZM45 203V204H44ZM105 203H108V205H106ZM141 203V204H140ZM143 203V204H142ZM47 204V205H46ZM97 204V205H96ZM103 204V205H102ZM111 204V205H110ZM113 204V205H112ZM121 204H122V206H121ZM39 205H42V206H40V208H42V207H44L43 209H41V210H44V213H42L41 212V210L39 209ZM44 205V206H43ZM94 205V206H93ZM105 205H106V207H105ZM117 205V206H116ZM120 205V206H119ZM110 206V207H109ZM129 206V208L127 209V207ZM134 206V207H133ZM137 208H136V207ZM95 209H94V208ZM109 207V208H108ZM111 207H114L113 209H111ZM116 207V208H115ZM126 207V208H125ZM131 207V208H130ZM139 207H141V206H139ZM120 208V209H119ZM122 208H125V209H122ZM46 209V210H45ZM90 209V210H89ZM104 209H107L106 211H108L107 213H106V211L104 210ZM130 209V210H129ZM88 210V211H87ZM99 210V211H98ZM139 210V211H138ZM45 211H46V213H45ZM105 211V212H104ZM123 211V212H122ZM96 212V213H95ZM136 212H134L135 214H136ZM138 212H140V214L138 213ZM39 213L37 212V214L39 215ZM94 213V214H93ZM123 213V214H122ZM127 213V214H126ZM131 213V214H132ZM91 214V215H90ZM93 214V215H92ZM98 214V215H97ZM104 214V215H103ZM113 214V215H112ZM128 214H129V216H128ZM143 214V213H142ZM141 214V215H142ZM39 215V216H40ZM94 215H96V216H94ZM108 215V216H107ZM117 215H119L118 217H120V219L117 217ZM124 215V216H123ZM144 215V214H143ZM142 215V216H143ZM86 216H87V218H86ZM94 216V217H93ZM101 218H100V217ZM114 216H116L117 217V219L114 217ZM145 216V215H144ZM40 217V218H41ZM90 217V218H89ZM121 217H123V218H121ZM129 218V219H127V218ZM132 217V216H131ZM141 217V216H140ZM92 218V219H91ZM95 218V219H94ZM109 218L111 219L110 221H108L109 220ZM122 219V220H121ZM125 219V220H124ZM161 220V222H164V218H160ZM163 219V220H162ZM114 220H117L116 221V223H115V221ZM119 220V221H118ZM124 221V222H123ZM102 224V225H100V223ZM109 222V223H108ZM94 223V224H93ZM104 223V224H103ZM120 223V224H119ZM124 223V224H123ZM96 224V225H95ZM108 224H110V225H108ZM111 224H112V227H111ZM127 224H129L128 226H127V229H128V227L130 226V221H129V223H127ZM101 226V227H100ZM110 226V227H109ZM98 227H100V228H98ZM114 227H115V229H114ZM121 227V228H120ZM125 230H126V227H125ZM121 231V230H120ZM120 233V232H119ZM119 233H118V236H119ZM114 234V236L112 235L111 236V240H113L114 238H116L117 236L115 235V232L113 233ZM238 237H241V236H238ZM242 239H246V241H247V238H243V237H241ZM249 238H250V241L248 240L247 242V244H245L246 246H247V248H248V250H250V251H248V250H246L247 248H246V246L244 245V243H246V241L244 242V240H242V239H238V238H236V239H238V241H239V243H238V241H237V243H235V241H232V242H226L227 243V245H226V243H225V245L223 246V247H220L219 249H217V250H215V251H213V249H210L209 251L210 252H208L207 254H206V256H204V257H202L201 259L202 260H200V257H198L197 258V262H196V264L198 263V261H199V263L198 264H225V261L226 260H228L229 259V261L231 260V261H233V263L230 261V263H229V261H226V264H234V262L235 263H237V264H239L237 261H238V259L235 257L236 255H241V254H239L238 253V251L240 252V251H242V255L240 256L241 258H245V259H243L244 260V263H242V264H245L246 262L248 263V262H250V261H256V262H259L260 263V259H262V258H264V256H262V255H264V254H262V253H264V231H256V232H254V233H252V234H250L249 235ZM118 239L119 238H117V241H118ZM243 241V242H242ZM113 242H115L114 243V245H113V248H116V247H118L119 246V244L115 241V239L113 240ZM234 242V243H233ZM120 243H122V242H120ZM233 243V248H232V246L230 245V244H232ZM242 243V244H241ZM229 244V245H228ZM236 246H235V245ZM116 245H118V246H116ZM240 245V246H239ZM242 246V247H241ZM225 247H227V248H225ZM238 247V249H236ZM242 249H241V248ZM77 248H78V250H77ZM221 248H223V250L221 249ZM233 250H232V249ZM81 249V250H80ZM91 249V250H90ZM226 249V250H225ZM229 249V250H228ZM241 249V250H240ZM244 249V250H243ZM82 248H80V246H77V247H74L73 249H71V250H69V251H67V253H66V255H64L58 262H59V264H62V263H64V260L66 261L64 264H84L85 262H87V263H85V264H108L107 263V261L104 259H101L100 258V255H99V252L98 251H94L95 249H94V247H90L89 249H87V248H85L84 250H83V252H82ZM86 250V252L84 253V251ZM214 252V253H212V251ZM227 252V251H230V250H232V251H230V252H225V251ZM236 250H238V251H236ZM245 250H246V252H245ZM91 251V252H90ZM217 251V252H216ZM219 251H222V252H219ZM225 252V254H226V256H227V258L225 257V254H224V252ZM233 251H234V255H233ZM243 251H244V253H243ZM79 252H80V254H79ZM82 252V253H81ZM105 252V251H104ZM232 252V253H231ZM236 252H237V254H236ZM248 252V253H247ZM84 253V254H83ZM90 254L89 256L87 255V257L85 256V254ZM97 253V254H96ZM210 253V254H209ZM212 253V254H211ZM228 253H231L233 256L231 257V254H228ZM241 253V252H240ZM246 253V254H245ZM249 253H250V255L251 256H248L249 255ZM71 254V255H70ZM76 254V255H75ZM92 254V255H91ZM236 254V255H235ZM256 256V258H258V259H256L254 256ZM262 254V255H261ZM69 256V258H68V256ZM78 255V256H77ZM83 255V256H82ZM95 255H97L99 258H97V256H94ZM213 255V256H212ZM223 255V256H222ZM229 255V256H228ZM260 255V256H259ZM92 256V257H91ZM246 256V257H245ZM247 256H248V258H247ZM65 257H67V258H65ZM78 257V258H77ZM79 257H80V259H79ZM89 257V258H88ZM223 258V259H221V258ZM229 257V258H228ZM231 257V258H230ZM254 257V258H253ZM260 257V258H259ZM95 258H97V259H95ZM226 258V259H225ZM232 258H233V260H232ZM234 258H236L237 260L235 261L234 260ZM240 258V259H241ZM250 258L252 259L253 258V260H250ZM63 259V260H62ZM72 259V260H71ZM79 259V260H78ZM88 259V260H87ZM92 259V260H91ZM221 259V260H220ZM62 260V261H61ZM68 260V261H67ZM82 260V261H81ZM87 260V261H86ZM95 260V261H94ZM99 260V261H98ZM101 260V261H100ZM246 260H248V261H246ZM73 261V262H72ZM77 261V262H76ZM83 261H85V262H83ZM89 261H92V262H90L89 263ZM106 261V262H105ZM246 261V262H245ZM69 262V263H68ZM76 262V263H75ZM96 262H98V263H96ZM100 262V263H99ZM218 262V263H217ZM228 262V263H227ZM117 263V262H116ZM137 263V262H136ZM135 263V264H136ZM262 263V262H261ZM260 263V264H261ZM117 264H119V262L117 263ZM138 264V263H137ZM262 264H264V263H262Z\"/></svg>",
  "mask_w": 264,
  "mask_h": 264
}]
</instances>
